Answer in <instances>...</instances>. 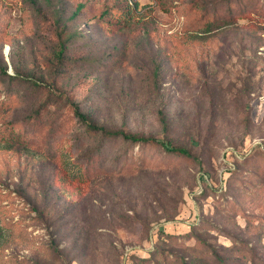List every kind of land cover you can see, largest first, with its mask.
<instances>
[{"label": "rangeland", "instance_id": "1", "mask_svg": "<svg viewBox=\"0 0 264 264\" xmlns=\"http://www.w3.org/2000/svg\"><path fill=\"white\" fill-rule=\"evenodd\" d=\"M219 1L0 0V264H264V0Z\"/></svg>", "mask_w": 264, "mask_h": 264}, {"label": "trees", "instance_id": "2", "mask_svg": "<svg viewBox=\"0 0 264 264\" xmlns=\"http://www.w3.org/2000/svg\"><path fill=\"white\" fill-rule=\"evenodd\" d=\"M256 0H220L219 4L215 8V12L212 11V16L215 20L220 21L223 19L229 20L232 17H235L237 14H240L239 17H242L245 12H247L248 7H250V4L255 2ZM128 11L132 12L133 9H136L138 7V3L135 1L134 8L127 5ZM128 23L122 24L118 28L125 27ZM35 114L32 115H36ZM14 128H10L9 132L10 135L5 136L4 131L0 127V141L5 145H14V144H21L24 142L25 137H22L21 131L19 132H13ZM111 136L113 137H121L126 140L134 141V142H146L147 139L141 138V137H132L131 135H125L122 132H116L113 133ZM178 150V149H177ZM181 151L185 152V150L180 149ZM80 176H84V173L81 171Z\"/></svg>", "mask_w": 264, "mask_h": 264}]
</instances>
